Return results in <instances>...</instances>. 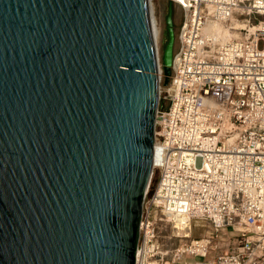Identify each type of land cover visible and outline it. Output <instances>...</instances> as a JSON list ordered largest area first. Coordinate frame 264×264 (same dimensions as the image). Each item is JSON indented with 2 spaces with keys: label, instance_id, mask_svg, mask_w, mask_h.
<instances>
[{
  "label": "water",
  "instance_id": "95a60500",
  "mask_svg": "<svg viewBox=\"0 0 264 264\" xmlns=\"http://www.w3.org/2000/svg\"><path fill=\"white\" fill-rule=\"evenodd\" d=\"M161 69L151 0H0V264H135Z\"/></svg>",
  "mask_w": 264,
  "mask_h": 264
},
{
  "label": "built area",
  "instance_id": "2783aa9c",
  "mask_svg": "<svg viewBox=\"0 0 264 264\" xmlns=\"http://www.w3.org/2000/svg\"><path fill=\"white\" fill-rule=\"evenodd\" d=\"M172 1L182 20L135 264H264V0ZM234 21L244 36L229 35ZM164 226L183 242L169 247Z\"/></svg>",
  "mask_w": 264,
  "mask_h": 264
},
{
  "label": "rangeland",
  "instance_id": "374dc122",
  "mask_svg": "<svg viewBox=\"0 0 264 264\" xmlns=\"http://www.w3.org/2000/svg\"><path fill=\"white\" fill-rule=\"evenodd\" d=\"M151 8L152 10H154L153 17L156 21V24H157V27L159 28V33H160L158 38L155 41H156L158 56L160 60V66L162 69L161 58L163 56L164 49L169 39L167 25H166L167 17L171 9L173 30L175 33V41H174V51H175L177 47L176 36H177L178 28L182 20V13H181V9L172 0H151ZM237 24L241 25L239 21H234L232 24L233 28L228 30L229 35H231L232 37H242L245 34V32L242 31L240 27H234ZM164 81H165V75L161 73L160 84L164 83ZM157 178H158V175L156 174L151 179L150 188H153L155 186ZM172 232H174V230H172L171 227H168V226L163 227V235L167 238L166 240L168 241L167 245L169 247H177L183 241H180V239L174 238V237L171 239H168L169 236L172 235ZM206 235H207V228H199L193 231L192 237L198 238V237H204ZM230 239L233 240V236H231ZM214 244H216V241L214 242ZM227 250H229V247L226 244H224L220 246L219 248H217L216 251L211 250L210 253L208 254V258H212L218 254H222L226 252Z\"/></svg>",
  "mask_w": 264,
  "mask_h": 264
},
{
  "label": "bare ground",
  "instance_id": "6f19581e",
  "mask_svg": "<svg viewBox=\"0 0 264 264\" xmlns=\"http://www.w3.org/2000/svg\"><path fill=\"white\" fill-rule=\"evenodd\" d=\"M153 11L154 10H152V8H151V32H152V37L155 41L158 38L160 33H159V28L157 27L156 21L153 17Z\"/></svg>",
  "mask_w": 264,
  "mask_h": 264
},
{
  "label": "trees",
  "instance_id": "16d2710c",
  "mask_svg": "<svg viewBox=\"0 0 264 264\" xmlns=\"http://www.w3.org/2000/svg\"><path fill=\"white\" fill-rule=\"evenodd\" d=\"M161 64H162V68H163V60H162V58H161Z\"/></svg>",
  "mask_w": 264,
  "mask_h": 264
},
{
  "label": "flooded vegetation",
  "instance_id": "af4514ba",
  "mask_svg": "<svg viewBox=\"0 0 264 264\" xmlns=\"http://www.w3.org/2000/svg\"><path fill=\"white\" fill-rule=\"evenodd\" d=\"M166 25H167V21H166ZM167 31H168V26H167Z\"/></svg>",
  "mask_w": 264,
  "mask_h": 264
}]
</instances>
